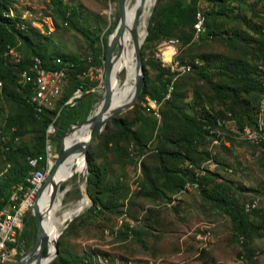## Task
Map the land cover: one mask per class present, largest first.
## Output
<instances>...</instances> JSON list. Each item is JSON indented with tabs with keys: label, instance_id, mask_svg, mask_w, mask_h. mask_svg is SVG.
<instances>
[{
	"label": "rangeland",
	"instance_id": "obj_1",
	"mask_svg": "<svg viewBox=\"0 0 264 264\" xmlns=\"http://www.w3.org/2000/svg\"><path fill=\"white\" fill-rule=\"evenodd\" d=\"M117 2L118 0H62V8L67 13L75 14L74 22L66 21L58 12V15L54 14L50 2L54 19L50 23L52 27L49 34H53L49 38L42 37L44 43L48 45V52L55 51L72 58H86L93 53L103 54L107 50L110 35L112 34L110 39L115 35V32H112L116 19L121 16ZM248 2L251 3L252 8L248 7L238 14L245 15L246 20L234 12L240 7L230 10L229 15L208 17L209 29L221 31V34L196 38L194 33L192 41L187 44L178 36L173 37L180 39L175 45L174 53L178 52L177 57L184 59L182 64L191 63V59L200 64L209 63L215 68L231 59L238 63L257 62L255 50L259 46V41L256 40L257 35L249 28L248 22L264 21V0H248ZM228 3L231 7L238 6V2L234 0H229ZM14 4L22 8V11H18L14 7V17L23 21L21 27L35 25V16L45 19V22L49 20L47 14L51 9L48 0H15ZM212 6H214L213 0H199L198 9L203 12ZM152 7L153 3L149 6L148 12ZM28 12H35V15ZM124 12L128 21L127 4ZM150 16L148 15L146 20L148 26ZM30 29L46 33L38 28ZM143 29L141 26L140 32ZM233 30L241 31L247 38L239 41L230 39L229 32ZM33 39L35 43L39 41L38 37L34 36ZM170 39L149 44L145 40L142 48L145 60L154 58L161 60L162 50L167 46L164 43H169ZM18 48L22 53L15 57V62L23 61V52L27 50L23 44ZM117 51L116 47L115 53ZM164 57L170 59L172 56L164 55ZM161 61L163 63V60ZM115 64L121 80L124 81L126 70L123 61L121 64L115 61ZM186 68L188 65L184 70ZM187 71L190 70L183 71L185 74L182 73L183 75L174 84L171 103L161 102L162 106L161 104L157 106L162 108V114L157 120L143 107L146 105V97L143 100L139 99L132 108L114 117L135 122L139 114L144 113L148 116L144 120H138L133 126L134 130L141 132V139L146 143L147 153L144 156L140 157L137 154L132 139L120 138L123 147L121 151L114 150L111 143L106 144V140L110 141L111 136L119 130L118 125L113 122L114 118L106 126L107 130L105 128L90 145L89 152L92 153L95 163L106 166L102 168L104 174L99 186L101 191L99 199L103 201V206L93 209V201L85 210L69 220L65 229L63 228L64 231L58 238L59 253L63 252L70 262L68 264L80 259H84L86 263L92 261L94 264H264V224L249 242L248 246L252 248L250 258L243 237H237L234 231L232 218L223 208L209 202L201 194L198 185L188 182L183 191L170 194L173 195L171 201L145 192L144 161L148 167L157 163L159 126L161 127L167 119L169 123H175L172 126L174 131L178 130L180 135L191 131L197 139V143L194 144L195 149L187 151L189 156L186 163L195 160L196 163L190 167L199 166L197 171L205 172L210 169L218 173L219 181L230 185L234 196L242 204L257 205L264 218V144L260 143L261 139L259 142L249 139L231 113L228 115L229 118H225V122L220 121L221 124L217 128H210L212 135L203 129L199 131L196 128L198 122L213 113L206 99L210 84L195 71ZM105 72L97 71V77L89 87L98 96L104 88ZM147 74L148 86L157 89L159 86L157 70L147 65ZM214 80H228V78L224 74L216 73ZM72 82L71 78L66 82L64 98L73 90ZM244 97L251 107H254L259 99L255 92L245 93ZM259 101L260 108L253 110V116L256 117V124L261 126L264 124V97ZM97 102L94 105L95 111L98 107ZM222 106L216 105L220 108H223ZM224 107L227 109L226 106ZM238 111H240L239 107ZM18 112L19 104L7 96L0 86V192L5 191L9 185L14 188L17 182H13V179L27 167L30 155L47 158L51 150L54 159L59 152L57 140L53 141L52 136L50 142L48 141L49 135L53 134L51 125L44 127L38 119L26 118L20 127L15 126L14 140H12V132H8L6 128L7 133L1 132L7 119ZM93 113L91 111L90 114ZM184 113L193 119H185ZM155 121L158 124L156 130L153 129ZM15 130H19L20 133L15 134ZM3 132L10 136L12 140L10 145L13 148L21 143L25 144L29 150L28 155L23 157L15 153L10 154L4 145L6 141L2 139ZM50 143L52 149L48 150ZM43 150L46 151V155ZM208 151L212 153L210 156L207 155ZM178 163L183 164L177 161L176 165ZM76 172L67 174L63 183L59 184L58 196L61 193L64 195L63 209L69 208L81 198L79 175ZM69 182H72V188L65 192V187L62 185L67 187ZM121 186H124L123 189L120 188ZM88 192L90 194L89 190ZM251 200L254 201L250 202ZM68 215L70 212L63 216L62 221H65ZM35 241L36 239L32 240V245ZM51 262L48 264H52Z\"/></svg>",
	"mask_w": 264,
	"mask_h": 264
},
{
	"label": "trees",
	"instance_id": "obj_2",
	"mask_svg": "<svg viewBox=\"0 0 264 264\" xmlns=\"http://www.w3.org/2000/svg\"><path fill=\"white\" fill-rule=\"evenodd\" d=\"M14 1L15 0H0V84L2 83L0 86L3 88L7 96L19 104V112L7 119L6 124L1 132H7V130L8 132H12V140H14L13 131L15 126L20 127L26 118L38 119L43 123L44 127L49 124L52 126L53 134L49 135L48 141L50 142V137L53 136L52 139L53 141L57 140V147L58 150H60L62 146V136L65 131H67L72 124L85 120L97 102V93L93 91L87 92L89 85L80 84L82 79L78 77L79 70L85 68V65H87V62L91 57L93 58L95 65H100L102 59H107V50L104 51L103 54L100 53L99 55L97 53H93V55H89L86 58H72L59 52H48V45L47 43H44L42 37L49 38V36L53 34H49V31L52 27L50 23L54 19L50 2L53 5L54 14H62L66 21L74 22L75 14L67 13V11L62 8V0H48L51 12L47 14L49 20L45 22V27L49 28H47L46 33L43 34L35 29L27 30L21 27L23 21L20 18L14 17V7L17 8L18 11H22V8L16 6L15 4L13 5ZM234 1L238 2L237 7L235 5V7H231L228 3L229 0H213L214 6H212L209 10L206 12L200 10V13L204 18V35L222 33L221 31H211L209 29V16L229 15L230 10L240 7L237 9L238 11H234L238 15L241 10H245L248 7L252 8V5L248 2V0ZM198 3L199 0H157L153 13L149 19V33L147 35L146 42L149 44L156 41L170 39L175 36H178L186 44L191 42L194 37V33L196 34L194 24L196 22L197 12L199 10ZM238 16L246 20L245 15ZM248 24L249 28L252 29L257 35L256 40L259 41V46L257 50H255L257 62L251 63L248 61H240V63H238L237 61L231 59L214 68L209 63L200 64L196 63L195 60L190 59L191 63L186 65L182 64L184 68L188 65V68L185 70L178 69L176 71H171V69L167 66H164L162 61L158 58L148 59V61H146L143 53L146 81L139 99L143 100L146 97L147 102V99L153 96L158 98L157 106H160L161 102L163 103L169 101V103H171L170 100L174 96V84L183 75L182 73L188 69L190 71L187 72L195 71L197 74L204 77L210 84V91L207 93L206 99L210 103L211 109L213 110V113H210V115L198 122L196 128L199 129V131L200 129H203L206 133L212 135L210 133V128H217L218 125L221 124L220 121L225 120V118H229L228 115L231 113V115L237 119V122L241 128L245 127V129H253L255 128L254 126H256L258 133H263V135H259V139H261V141H259L261 144H264V124L258 126V124H256V117L253 116V110L260 108L259 99L264 97V21L248 22ZM34 36L39 38V41L36 43L33 39ZM130 38L131 35H128L124 38L127 39V45L130 41ZM229 38L239 41L240 39H246L247 37H245L241 31L233 30L229 32ZM21 44L25 45L27 48V50L23 52V61L14 62L9 58V53L6 54V52L9 45L16 46L19 50L18 47ZM177 54H175V60L183 61L184 59L182 60L177 57ZM35 57H37L38 61L43 62L47 67H54L56 63L63 66L77 65V68H72V72L69 76V79L71 78L73 81V90L68 93L66 98H64L63 90V93L57 100L55 107L48 108L40 114H37L33 105L28 101V94L32 96L36 86H30L28 89V87L25 86L27 85V77L17 78V75H20V73L25 68L30 67L35 63ZM203 59L206 61L205 57H203ZM147 65H150L152 68L157 70V80L159 83L157 89H152L148 86ZM216 73L224 74L228 80H214ZM91 84L92 82L90 85ZM80 86L84 87L85 93L78 102L76 101L77 104L75 102L76 105L73 104L75 106H71L68 101L73 96L72 94L75 89ZM251 92H255V94H257L259 97L254 107H251L248 103L249 101H247L244 97L245 93ZM167 93L168 98L166 99L165 97ZM65 102L67 104H65ZM217 104L223 105V108L216 107ZM224 106H226L228 110L225 109ZM238 107L240 108V111H238ZM99 108L100 107L98 104L97 110ZM158 109L162 111L161 107ZM149 114L156 118L150 112ZM161 114L162 112H158L157 117H160ZM145 118H148V116L144 113L139 114L138 118L135 119V122H131L124 118H114L113 122L118 125L119 130L111 136L110 141L108 139L106 140V144L109 145L111 143V146H113L114 150L121 151L123 150V147L120 138L132 139L137 148V154L140 157L144 156L147 153V150L145 149L146 143H143L141 139V132L134 130L133 126L138 120H144ZM184 118L188 120L193 119L186 113H184ZM157 119L158 118H156V120ZM174 124L175 123L172 122L169 123V121L166 119L163 125L161 127L159 126L158 133L160 135V141L158 151L156 153L157 163L148 167L147 163L144 161L143 170L145 173V192L151 195H158L171 201L173 200V195L170 194L183 191L188 182L198 185V189H200L201 194L209 202L223 208L232 218L234 231L237 237H243V241L245 245H247L248 257L251 258L252 248L248 246L249 242H251L256 234H258L259 227L264 224V218H262L260 208L256 207L257 205L250 206L247 203L242 204L239 199L234 196L230 185H228L226 182L219 181L218 178L220 175L215 171L210 169L205 170V172L203 170L197 171L199 166L190 167V165H194L196 161L190 160L191 164L186 163V160H188L187 158L189 156L187 151L189 152L191 149L192 151L195 149L194 144L197 143V139H195L191 131L181 133L180 135L178 130H173L172 126H174ZM5 128L7 130H5ZM82 128L83 127L77 128L73 131L69 142L81 131ZM181 128L183 129V127ZM153 129H158L157 121H155ZM75 132L77 133L75 134ZM17 133H20V131L18 130L15 132V134ZM244 133L245 135L249 136H247L249 139L251 138V140L256 141L246 131H244ZM213 135H215V133H213ZM12 140L9 136L8 141L4 143L8 152H10V154L15 153L19 156L26 157V155L29 153L26 145L21 143L18 145V147L13 148L12 145H10ZM50 145L52 146L51 143ZM176 145L178 146L177 149ZM43 152L46 155V151L43 150ZM126 153L127 151H125V154ZM211 154V151H208L207 155L210 156ZM32 157H35V155H30L28 157L29 163L27 162V167H25L23 171L18 173V176L13 179V182H17L14 188L12 187V189L9 185L5 191L0 192V209L4 208L8 204L12 191L19 185L23 184L33 172L32 170L34 168L30 163V159ZM36 157H38L40 160L42 158V156ZM88 160L89 166L87 174V187L94 201L92 207L93 209H96V207L101 208L103 206V201L99 199V194L101 193L99 186L104 174L102 168H105L106 166L95 163L91 152H88ZM45 161L46 159H44L41 166L45 164ZM177 161L183 164L181 165L178 163V165H176ZM29 168H31V170ZM62 187H65V185H62ZM123 187L124 186H121L120 188L123 189ZM59 191L60 190L58 189V192ZM253 201L254 200H251L250 202ZM61 204L62 200L60 199L59 194L54 202L55 209ZM248 208L249 211L247 210ZM74 220H76V218ZM36 238V219L32 212L29 211L25 217L24 228L20 235V239L23 243V249L19 257H21V255L31 247L32 240ZM47 252L48 248L45 250V255ZM51 263L68 264L70 262L65 258L63 252L61 251ZM72 264L94 263L92 261H87L86 263L84 259H80L76 260Z\"/></svg>",
	"mask_w": 264,
	"mask_h": 264
},
{
	"label": "built area",
	"instance_id": "obj_3",
	"mask_svg": "<svg viewBox=\"0 0 264 264\" xmlns=\"http://www.w3.org/2000/svg\"><path fill=\"white\" fill-rule=\"evenodd\" d=\"M28 13L35 15V12ZM194 26L196 38L205 34L200 18V9L197 12ZM30 28H38L45 32L49 27H45V19H39L35 16V25L23 26V29ZM179 42L180 39L172 38V43L164 44L169 46L176 45ZM6 53H9L10 59L15 62V57L21 52L16 46L9 45ZM175 53L170 61L163 63V65L169 67L171 71L184 69L182 61H175ZM162 58L163 57L161 55V60ZM93 61L94 60L91 57L88 60L87 65H85V68L79 70L78 77L82 79L80 84H87L90 87V83L97 77V71H106L105 59H102V63L98 66L95 65ZM72 68H77V65L63 66L56 63L54 67H47L43 62H39L38 58L35 57V63L32 66L25 68L20 75H17V78L27 77V85L25 86H27L28 89L30 86H38V95L30 96L28 94V101L33 105V107H37L39 112H43L51 107L56 97V93L61 92L62 88L65 87L72 72ZM90 91L91 89L87 88V92ZM82 96L77 99V102ZM165 98H168V93ZM157 100L158 98L151 96L144 106V108L156 118L157 113L161 112L160 109L157 108ZM221 122H225V120ZM243 131L263 135V133H258L257 128L245 129V127H243ZM44 159H46L45 164L41 166ZM52 160L53 153L50 150L48 157L41 158L40 162L37 164L36 168L27 180L12 191L8 204L4 208L0 209V264L18 263V260L20 259L19 255L22 253L21 251L23 249V243L20 239V235L24 228L25 217L33 208L38 190L46 180L48 172L52 166ZM247 210L249 211V208Z\"/></svg>",
	"mask_w": 264,
	"mask_h": 264
},
{
	"label": "water",
	"instance_id": "obj_4",
	"mask_svg": "<svg viewBox=\"0 0 264 264\" xmlns=\"http://www.w3.org/2000/svg\"><path fill=\"white\" fill-rule=\"evenodd\" d=\"M157 2H153V7L150 12L147 11V14H144V7L141 6L135 17V21L133 26L131 27V36L132 42L135 51V77H134V92L131 99L123 103L121 105H114L113 104V96H112V87H111V73H112V63L114 60H119L122 54V48L118 47L117 53H115V48L117 41L123 36L124 31L126 29V19H125V12L124 8L126 6L125 0H118V7L120 18L116 19L115 28L112 33L115 32V35L112 39L108 40L107 46V59H106V72H105V79H104V88L101 95L98 96V104L101 102L100 108L95 111V107H93L92 111L93 114H90L85 120L76 122L72 124L67 131L62 136V146L58 152V154L53 159V164L48 172V176L46 180L43 182L41 187L38 190L37 196L34 200L32 214L35 216L36 224H37V238L34 244L26 250L18 260L17 264H43V260L50 256V236L48 235L44 223H43V216L40 211L39 200L44 193L45 189L54 179L58 167L62 163L66 161V159L72 155L73 153H81L84 155L85 159V167L82 170L77 171L79 175V184L81 186L82 195H87L89 201L93 203V198L89 194V192L84 193L83 191V184L87 181V169H88V152L90 145L98 138L100 133L106 128L108 123L112 118L121 114L123 111L132 108L139 100L142 90L145 85L146 75H145V65H144V58L142 47L143 43L145 42L147 35L149 33V26L147 24V16L153 13ZM141 26L144 28L142 32H140ZM86 124L91 125V133L87 140L85 141H77L74 143H70L68 145L65 144V136L72 131L73 126L82 127ZM58 185L55 186L54 193L51 197V202L54 203L58 197ZM66 191V188L64 189ZM91 205V204H90ZM85 210V209H84ZM78 215V214H77ZM71 218L70 220H72ZM68 226V223L64 226V229ZM64 229L61 231L63 233ZM60 233V234H61ZM48 248V252L45 255V250ZM59 254V245L58 240L55 243L54 253L51 256L49 263L53 261L57 255Z\"/></svg>",
	"mask_w": 264,
	"mask_h": 264
},
{
	"label": "bare ground",
	"instance_id": "obj_5",
	"mask_svg": "<svg viewBox=\"0 0 264 264\" xmlns=\"http://www.w3.org/2000/svg\"><path fill=\"white\" fill-rule=\"evenodd\" d=\"M125 1L127 4L126 16H127L128 21H126L127 25H126V29L124 31L123 36L119 39V41H117L118 45H116V47L120 46L123 50H122V54H121L120 59L116 60V62L118 64H121L123 61V66L125 67V70H126V78L124 79V81L121 80L120 73H119L118 69L116 68V64H115V60H114L112 63V73H111V87H112V96H113V104L114 105H121L123 103L128 102L131 99L133 92H134L133 80L135 77V51H134V46H133V42H132V36L130 38L128 45H127V39H124V38L128 35H131V27L133 26V23L135 21V17L137 15L138 9L141 6H143L144 11H145L144 14H147L149 6L154 2V0H125ZM117 7H118V2H117ZM118 10H119V7H118ZM200 18H201V22L203 24V28L205 30L204 18H203L201 13H200ZM169 43H172V39L169 40ZM130 45H132V46L130 47ZM175 47H176L175 45H169V46H166L162 50L161 54H163L162 55L163 63H166V62L171 60L172 57L170 59H166L164 57V55L169 56V57L173 56L174 51H175ZM63 90H64V87L62 88L61 92L56 93V97L54 99V102L59 99L61 93H63ZM84 93H85L84 87L83 86L78 87L75 90L73 96L69 99V101H68L69 104L70 103L75 104L77 99L80 96H82ZM101 93H104V92L102 91ZM37 95H38V86H36L34 92L32 93V96H37ZM99 106H101V102L99 103ZM34 109L37 112V114L42 113V112H39L37 107H34ZM82 127L83 128L81 129V131L69 142V139H70L73 131L77 128H81V127H77V126L72 127V131L70 133H68L65 137V144L66 145H68L70 143L77 142V141H85L89 138L90 133H91V125L86 124ZM51 129H52V126H51ZM246 129H249V128H246ZM6 133L5 132L3 133L2 139H3V141L7 142V138H9V137L7 136ZM247 133L249 135H251V137L254 140L259 142V140H260L259 135L260 134L252 133V132H247ZM246 136H248V135H246ZM50 148H51V145L49 144L48 150H50ZM39 162H40V159L38 157H33L30 160V163L34 169L36 168V166ZM51 164H53V160L51 161ZM84 167H85V159H84L83 154L76 152V153H73L72 155H70L66 159V161L64 163H62L60 165V167H58V170H57V173H56L54 179L48 185V187L45 189L44 193L42 194V196L39 200L40 211H41V214L43 216L44 227H45L48 235L50 236V240H51L50 256L45 258L42 261L43 264L49 263V260L54 253L55 243L58 240L60 233L63 230L66 223L71 218H73L74 216H76L77 214L82 212L84 209H86L91 204L87 195H85V194H83L82 197L76 203H74L72 206H70L67 209H63V206H64L63 197H64V195L62 193L60 194V199L62 200V204L59 205L56 208V210L54 207V203L51 202V197L54 193L55 186L59 185L60 183H63L65 176L67 174L72 173L74 171L82 170V169H84ZM34 169H33V171H34ZM65 188H66L65 192L69 191L72 188V182H69L67 184V187L65 186ZM82 188H83L84 193L88 192L87 181L84 182ZM86 204H87V206H86ZM61 209H63V211L61 213H59V211ZM67 212H70V215H68L65 218V221H62L63 216L66 215ZM30 264H33V262Z\"/></svg>",
	"mask_w": 264,
	"mask_h": 264
},
{
	"label": "crops",
	"instance_id": "obj_6",
	"mask_svg": "<svg viewBox=\"0 0 264 264\" xmlns=\"http://www.w3.org/2000/svg\"><path fill=\"white\" fill-rule=\"evenodd\" d=\"M56 102L57 101H55V102H53V105H51V107L50 108H54L55 107V105H56ZM65 104H66V102H65ZM71 105H73L72 103H70Z\"/></svg>",
	"mask_w": 264,
	"mask_h": 264
}]
</instances>
